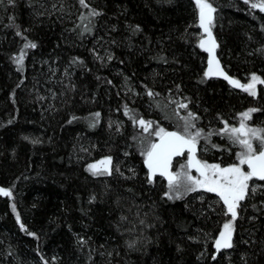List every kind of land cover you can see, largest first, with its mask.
<instances>
[{
  "label": "trees",
  "instance_id": "1",
  "mask_svg": "<svg viewBox=\"0 0 264 264\" xmlns=\"http://www.w3.org/2000/svg\"><path fill=\"white\" fill-rule=\"evenodd\" d=\"M208 2L225 70L264 81V12ZM86 3L0 0V188L11 191L0 195V264H264V182L250 183L233 247L217 252L223 202L150 182L144 153L157 138L138 123L182 133L189 121L200 159L229 166L243 148L226 125L257 109L248 127L264 136V83L249 95L206 77L195 0ZM106 158L111 175H93Z\"/></svg>",
  "mask_w": 264,
  "mask_h": 264
},
{
  "label": "snow or ice",
  "instance_id": "2",
  "mask_svg": "<svg viewBox=\"0 0 264 264\" xmlns=\"http://www.w3.org/2000/svg\"><path fill=\"white\" fill-rule=\"evenodd\" d=\"M11 3L12 0H9ZM245 3H249V0H244ZM79 3L83 7H88L86 0H79ZM196 4L200 9V27L208 34L207 40H201L200 47L209 53L210 59L209 64L214 62L218 65V61L215 60L214 49L217 46L215 40L212 37V33L209 30L208 25L212 22V13L215 11L212 4L208 0H196ZM252 8H258L261 12H264V0L260 2L252 3ZM92 15H99L100 13L93 11ZM208 45L207 47L205 45ZM25 47L35 48L34 43L26 44ZM18 63L22 64L23 55L16 58ZM223 75V73H221ZM208 75V73H205ZM225 79L230 84L242 88L243 91L248 92L249 95H255V84L260 81L259 77L253 75L252 83L246 85H240L237 81L231 80L226 75ZM149 96L154 95L152 92L148 93ZM181 108H186V104H180ZM257 111V109H250L248 112L242 114L243 119L247 120L250 118L251 113ZM127 115V109L125 111ZM99 115L98 113L96 114ZM188 116L193 120L196 119L191 112ZM135 121V117H130ZM140 127L148 132L152 128L150 121L140 119L138 121ZM189 127H194L189 121L185 122V132H166L160 128L154 132V135L159 138V143H150L148 150L144 153L146 156L145 164L149 170V181L159 174L160 176L166 177L170 189L177 192L175 198L179 199V189L184 188L185 192H195L198 189H202L208 193H214L223 202L226 208L225 214H230V221L223 224V230L219 233V238L215 241V248L217 252L221 249H231L232 244V233L234 231L233 224L237 219V209L240 207V202L244 201L249 197L250 193L255 194L258 186L250 185V182L255 180L264 182V136L256 129L248 128L247 125L241 122L239 128H228L227 125L224 129L225 132L230 133L229 139L233 140V143H239L244 149L243 152L237 153V159L239 164H234L229 167L221 168L218 164L209 165L207 163H201L196 159V145L198 138L202 137V131L197 130L195 134H191L187 131ZM251 136L260 141V150L253 146L251 139H240L242 136ZM208 135H211L209 133ZM203 138L207 139V136ZM185 150L189 153L188 168L195 167L196 171L200 173L203 179H195L187 173L173 174L170 171L173 158L176 156L183 155ZM111 164V158H106L98 162V164L89 165V171L93 175H111L109 165ZM103 165L101 171L100 166ZM247 165V171L242 166ZM183 176V181L178 183V177ZM0 195L11 196L10 190L0 188ZM173 197L169 195V199ZM15 211V209L13 208ZM18 218V217H17ZM19 219V218H18ZM23 227V226H22ZM215 259V256H213Z\"/></svg>",
  "mask_w": 264,
  "mask_h": 264
},
{
  "label": "water",
  "instance_id": "3",
  "mask_svg": "<svg viewBox=\"0 0 264 264\" xmlns=\"http://www.w3.org/2000/svg\"><path fill=\"white\" fill-rule=\"evenodd\" d=\"M212 22L211 24L208 25L209 27V30L211 31L212 33V37L213 39L215 40L216 42V47L214 49V55H215V60L218 61V65L214 62L213 64H209V59H210V56H209V53L206 52L204 49H202L200 47V49L206 54L207 56V64H206V70H205V73H208V75H206L207 78L209 79H217V80H222L224 82H226L232 89L234 90H237V91H242V88L238 87V86H234L233 84H230L229 81L227 79L224 78V76L226 75L227 77H229L231 80H234V81H237L240 85H243V82L233 76H231L224 68L219 56H218V49H219V43L217 41V38L214 34V31H213V28H212V23L214 22L215 20V11L212 13ZM198 23H199V28H200V31H201V34H202V39L201 40H207L208 39V34L204 31L203 28L200 27V11H199V15H198ZM201 42V41H200ZM200 46V45H199ZM206 47L208 46L207 44L205 45ZM223 73V75L221 74ZM166 132H178V131H175V130H167ZM180 133V132H178ZM159 138L156 139V141L154 143H159ZM199 152H200V144L197 143L196 145V159L199 160L201 163H203L201 161V159L199 158ZM189 153L187 152V150H185L184 154L183 155H180V156H176L173 158V161H172V165L170 167V171L173 173V174H176L175 173V170H174V164L177 162V160H180V159H183V158H186L188 157ZM146 160V158H145ZM145 160H144V167L147 171V175L149 177V170L145 164ZM187 165H188V159H187ZM246 168H247V165H246ZM189 170L193 173H196L198 176H200V173L196 171L195 167H192V168H189ZM201 177V176H200ZM156 178H161L163 179L167 184H168V181H167V178L166 177H163V176H160L159 174H157L151 182H153ZM203 178V177H202Z\"/></svg>",
  "mask_w": 264,
  "mask_h": 264
},
{
  "label": "rangeland",
  "instance_id": "4",
  "mask_svg": "<svg viewBox=\"0 0 264 264\" xmlns=\"http://www.w3.org/2000/svg\"><path fill=\"white\" fill-rule=\"evenodd\" d=\"M195 2H196V0H195ZM257 2H260V0H249V4L251 5L252 3H257ZM254 9H258V8H254ZM200 10V9H199ZM259 10V9H258ZM251 78H252V76H251ZM249 79L248 81H246V82H243V85H246V84H249V83H252V79ZM261 81V80H260ZM261 83L260 82H257L256 84H255V88H254V91H255V93H256V91H257V88H258V86L260 85ZM242 92H243V90H242ZM246 93H248V92H246ZM249 94V93H248ZM249 111V110H248ZM248 111H246V112H248ZM245 113V112H244ZM252 114V113H251ZM250 118H251V116H250ZM250 118L249 119H247V120H244L243 119V116H242V114L239 116V118L236 120L237 121V127L236 128H239V126H240V124H241V122H243V123H245L246 125H247V127H248V125H249V120H250ZM160 128H162V127H160V126H158V125H155V124H152V128H150L149 129V131L154 135V132L157 130V129H160ZM249 128V127H248ZM163 129V128H162ZM251 129H256V128H251ZM164 130H165V128H164ZM256 130H258L259 132H260V134H261V131H260V129H256ZM165 131H167V130H165ZM187 131L189 132V133H191V134H195V132L197 131V128H195V127H193V128H190L189 127V129H187ZM185 132V129L183 130V132L182 133H184ZM203 135V134H202ZM250 135V134H249ZM156 138H158L157 136H156ZM242 138H245V139H251V138H248V136H242V137H240V139H242ZM252 140V142H253V139H251ZM199 139L197 140V143L199 144ZM243 151H244V149H243ZM242 151V152H243ZM235 159H236V161H235ZM183 161L182 162H180V163H178V164H174V167H175V173L177 174V173H187L188 175H191L193 178H195V179H203L202 177H200V176H198L196 173H193V172H191L190 170H189V168L187 167V159H182ZM202 160V162L203 163H207V164H209V165H212V164H218V165H220V167L221 168H224V167H229V166H231V165H234V164H239V161H238V159L237 158H234L233 159V161H235V163L234 164H231V165H229V166H222L221 164H219V163H212V162H210V160L208 159H201ZM100 162V161H99ZM95 164H98V163H95ZM243 168H244V170H246L247 171V168H246V166L244 165V166H242ZM100 168H101V170H103V165H101L100 166ZM183 176H180V177H178V183H180V182H182L183 181ZM252 182V181H251ZM250 182V183H251ZM168 189H169V192L170 193H172L174 196H176L177 195V192L175 191V190H173V189H170V187H169V184H168ZM200 190H202V189H198L197 191H200ZM189 192H185L184 191V188L183 187H181L180 189H179V195L180 196H182V195H184V194H188Z\"/></svg>",
  "mask_w": 264,
  "mask_h": 264
}]
</instances>
